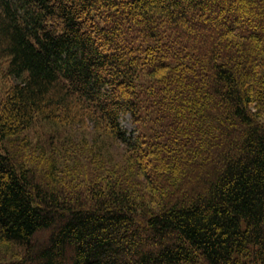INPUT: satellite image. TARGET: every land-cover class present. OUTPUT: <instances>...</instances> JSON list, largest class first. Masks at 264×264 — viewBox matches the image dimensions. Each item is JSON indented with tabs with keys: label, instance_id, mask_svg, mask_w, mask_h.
Instances as JSON below:
<instances>
[{
	"label": "trees",
	"instance_id": "1",
	"mask_svg": "<svg viewBox=\"0 0 264 264\" xmlns=\"http://www.w3.org/2000/svg\"><path fill=\"white\" fill-rule=\"evenodd\" d=\"M0 64V264H264V0H0Z\"/></svg>",
	"mask_w": 264,
	"mask_h": 264
},
{
	"label": "rangeland",
	"instance_id": "2",
	"mask_svg": "<svg viewBox=\"0 0 264 264\" xmlns=\"http://www.w3.org/2000/svg\"><path fill=\"white\" fill-rule=\"evenodd\" d=\"M3 71L4 67H2L0 64V92L1 90H5L9 87V80L7 78H2ZM122 128L127 131L129 135H135L134 126L132 125L131 120L128 117L123 120Z\"/></svg>",
	"mask_w": 264,
	"mask_h": 264
}]
</instances>
